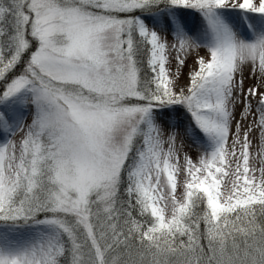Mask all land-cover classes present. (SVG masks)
<instances>
[{
  "label": "snow or ice",
  "instance_id": "obj_1",
  "mask_svg": "<svg viewBox=\"0 0 264 264\" xmlns=\"http://www.w3.org/2000/svg\"><path fill=\"white\" fill-rule=\"evenodd\" d=\"M0 264H264V0H0Z\"/></svg>",
  "mask_w": 264,
  "mask_h": 264
}]
</instances>
